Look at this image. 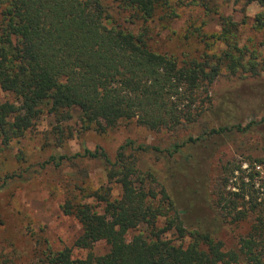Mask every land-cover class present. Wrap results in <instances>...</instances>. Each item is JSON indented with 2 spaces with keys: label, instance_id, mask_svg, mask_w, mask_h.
Masks as SVG:
<instances>
[{
  "label": "trees",
  "instance_id": "trees-1",
  "mask_svg": "<svg viewBox=\"0 0 264 264\" xmlns=\"http://www.w3.org/2000/svg\"><path fill=\"white\" fill-rule=\"evenodd\" d=\"M253 1L264 5V0H245L246 4ZM107 2L0 0V88L14 96L13 101H0L1 145L9 146L24 136L44 113L55 117V130L62 141L67 134L73 136L92 125L105 131L127 120L154 131L173 130L198 121L207 112L212 126L204 135L174 141L166 149L152 147L165 152L168 161L178 162L170 164V168L173 167L172 177L179 180L197 158L202 160L210 154L214 138L251 128L250 123L244 125L250 116L263 114L257 125H264V104L255 103L263 94L258 85H248L250 91H242L243 86L222 91L216 96V104L202 108L205 96L209 99V88L223 69L230 75L260 74L257 61L246 60L248 53L246 46L240 45L239 24L232 17H223L222 31L216 39L225 44L220 53L180 61L153 49L149 43L151 26L147 23L159 9L165 11L159 18L178 16L169 0ZM190 2L210 12L208 0ZM124 11L130 23L142 21L138 29L115 22V16ZM190 24L195 29H189L188 35L206 37L202 23ZM257 24L264 28V15L257 16ZM71 122L78 128L73 129ZM128 149L147 152L151 148L129 140L120 147L114 162L101 148H85L75 155L104 158L109 166V185L121 186L120 194L114 198L112 187L102 186L85 196L92 202L72 197L62 204V211L75 216L82 225L73 247L86 254L75 257L72 247L54 250L47 240L37 238L29 264H264V198L259 200L255 190L250 189L252 185L243 180L241 192L216 190L219 202L236 211L235 221L244 219L249 212L255 214V222L241 238L239 249L226 250L223 241L209 232L185 225L182 197L188 193L193 200H199L202 196L195 179L184 196V191L180 195L170 190L167 180L154 185L153 177L148 185L149 177L143 176L137 158L128 155ZM51 160L59 165L56 157ZM229 176L227 173L223 177L225 184ZM13 178L4 177L0 192L10 186ZM247 189L250 198L245 201ZM241 205L243 209H239ZM160 219H164L163 227ZM141 224L147 233L128 238ZM172 229L179 242L166 235ZM100 241L110 246L106 253L94 252ZM5 263L6 259L0 261Z\"/></svg>",
  "mask_w": 264,
  "mask_h": 264
},
{
  "label": "rangeland",
  "instance_id": "rangeland-1",
  "mask_svg": "<svg viewBox=\"0 0 264 264\" xmlns=\"http://www.w3.org/2000/svg\"><path fill=\"white\" fill-rule=\"evenodd\" d=\"M208 1L210 12L207 13L204 7L190 0H169L175 6L178 16L159 18L165 13L159 9L157 16L147 23L151 26L150 45L180 61L187 57L199 58L204 53H220L225 44L216 39L222 31L223 17H232L239 24L240 45H245L248 53L246 60L257 61L260 74L249 76L241 72L230 75L223 69L209 88V99L205 96L207 101L202 103V108L209 109L216 104V96L222 91L242 86V91H250L248 85L260 87L263 91L262 98L256 99L255 103L264 104V28H259L257 24V16L264 15V5L258 1L246 4L245 0ZM107 3H110L109 0ZM115 17V22H123L135 30L142 24V21L137 20L130 23L125 11ZM192 21L198 25L202 23L206 34L204 39L197 33L188 35L189 29L193 28L190 27ZM244 82L249 83L244 86ZM258 82L263 84L259 85ZM4 100L13 101L14 96L0 88V101ZM206 113L198 121L184 123L173 130L154 131L135 120H127L105 131L92 125L90 129L74 132L73 136L67 134L62 141L55 130V117L44 113L24 136L14 139L9 146L0 143V182L6 176L14 177L10 186L0 192V261L6 259L5 264H29L37 238L47 240L54 250L72 247L75 257L84 256L85 250L73 247L74 241L82 233V225L75 216L62 211V204L72 197L75 201L92 202L85 196L102 186H111L114 198L120 194L121 186L116 183L109 185V166L104 158L75 155L83 153L85 148H101L114 162L120 147L129 140L134 141L135 145L151 148L147 152L127 150L128 155L137 158L143 176L149 177L148 185H151L153 177L156 179L154 185L167 180L168 188L175 193L178 191V194L184 191L183 196L191 188L194 179L195 184L199 185V193L202 195L199 200H193L188 193V196L182 197L185 209H182V217L188 229L209 232L223 241L226 250L239 249L241 238L247 235L255 222V214L249 212L244 219L235 221L236 211L224 202L220 203L215 193L218 189L241 192L244 180L253 186L247 188L255 190L254 194L259 200L264 198V125H257L263 114L250 116L245 120L244 125L252 124L249 129L227 134L223 138H214L209 146L210 154L202 160V157L197 158L193 163L197 166L190 165L184 177L180 175V181L172 177L173 167L170 168V164L178 162L168 161L165 152L152 150L154 146L166 149L174 141L204 135L212 126ZM69 124L73 129L78 128V124ZM52 157H56L59 165L51 160ZM256 164L263 168L257 170ZM227 173L230 178L225 184L223 177ZM76 186L82 189H77ZM246 195L245 201H248V189ZM242 207L241 205L239 209H243ZM160 221L163 227L164 219ZM140 232L147 233L144 224L131 231L128 238ZM166 235L179 242L175 230L168 231ZM188 241L189 238L185 240L186 243ZM109 248L106 242L100 241L95 245L94 252L103 254Z\"/></svg>",
  "mask_w": 264,
  "mask_h": 264
},
{
  "label": "built area",
  "instance_id": "built-area-1",
  "mask_svg": "<svg viewBox=\"0 0 264 264\" xmlns=\"http://www.w3.org/2000/svg\"><path fill=\"white\" fill-rule=\"evenodd\" d=\"M255 167L257 168V170H261L263 167L259 164H256Z\"/></svg>",
  "mask_w": 264,
  "mask_h": 264
}]
</instances>
